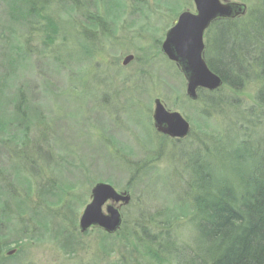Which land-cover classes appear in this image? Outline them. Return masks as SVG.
Masks as SVG:
<instances>
[{
  "label": "rangeland",
  "instance_id": "rangeland-1",
  "mask_svg": "<svg viewBox=\"0 0 264 264\" xmlns=\"http://www.w3.org/2000/svg\"><path fill=\"white\" fill-rule=\"evenodd\" d=\"M230 1L245 5L247 11L259 3V0ZM79 2L85 7L76 8L74 12H68L67 8L61 10L68 2L56 3L54 9L57 13L52 11L59 27L56 41L47 47L34 40L31 43L34 55L19 63L17 61L13 68L5 58L10 46H19L20 40L16 42L10 33H6L9 2L0 0V74H3L0 77L9 78L6 96L0 97V115H13L14 103L16 105L18 101L16 92L22 90L28 104L26 115L30 120L27 121L24 143L16 141L19 135L22 136L21 128L7 123L6 129L0 131V186L8 184L7 189L22 192L16 181L21 176L19 173L16 175L14 164L20 166V175L25 177L38 163L42 174L22 180L32 182L33 193H36L35 184L39 181L45 186L47 182L53 183L54 195L60 192L62 198L65 197L64 192H69L63 200L71 208L77 229L78 219L90 202L91 187L95 183L104 182L118 192L126 191L131 201L121 208L123 221L117 231L119 236L106 238V242L114 243L113 253L106 249L104 253L98 248L105 231L97 227L82 232L78 229L82 234L76 240L79 242L71 243L68 239L66 242L67 246L70 245L68 248L73 246L75 251L66 253L62 248L63 238L52 231L55 223L57 226L61 223L60 220L50 222L48 227L51 230L34 232L35 219L29 222L30 212L19 216L13 212L12 218L0 216V264H116L125 255L126 264H154L150 253L155 251L127 234L128 224L139 215L146 219L167 213L175 218L184 202L188 211L191 197L188 198L187 191L184 192L189 184H186L189 173L184 171L188 162L182 155L193 154L194 147L201 146V142L206 145L211 140L210 134H217L219 130L223 132L221 122L227 119L223 113L227 115L233 110L227 102L213 110L198 94L196 100L187 97L184 75L161 53L165 32L178 15L185 10L195 12L192 0H142L138 1L141 7L137 10L134 9L135 1L118 0L123 7L116 8L114 12L112 8L108 9L114 0ZM88 11L91 15L94 12L100 15L97 19L98 23L106 26L104 31L99 26L94 31L85 28L87 21L83 13ZM11 26L15 37L19 33V36L25 34L21 39L24 36L31 39L34 33H28L23 25L25 31L22 30L19 22ZM84 29L87 30L86 36ZM76 31L83 39L78 41L85 42V48L76 44ZM217 37L215 32L211 34L210 42L214 46ZM50 49L52 52L48 51ZM208 53L212 58L210 49ZM128 54L133 58L124 64ZM252 68L251 80L244 82L239 90L222 85L221 90L203 89V92L209 91L220 99L233 97L238 102L235 105L242 109L250 103L261 106L256 102L255 94L261 83L255 81V67L252 65ZM10 96L13 100L9 104ZM155 98L188 121L190 130L186 137H163L155 130L152 120ZM220 107L222 111L218 113ZM258 131L259 135L264 134V123ZM4 136H7L5 142L2 141ZM38 141L39 152L33 147ZM183 142L191 148L183 146L179 151L178 146ZM20 150L23 153L15 157ZM202 161L205 165L204 159ZM2 189L0 187V193ZM35 193L32 200L36 199ZM4 198L5 195L0 194V202ZM53 199L54 196L48 198L50 201ZM9 203L11 208L15 207L12 200ZM20 211L25 213L23 209ZM182 221L172 220L170 227L173 235H177L178 246L185 245L187 252L178 251L181 256L170 258V264H179L187 254L189 258L197 251L192 241V230L179 228ZM25 223L31 229L28 238L18 232ZM150 229L153 234H159L161 230L159 227ZM195 259L201 260L199 257Z\"/></svg>",
  "mask_w": 264,
  "mask_h": 264
},
{
  "label": "trees",
  "instance_id": "trees-1",
  "mask_svg": "<svg viewBox=\"0 0 264 264\" xmlns=\"http://www.w3.org/2000/svg\"><path fill=\"white\" fill-rule=\"evenodd\" d=\"M7 1L9 2L7 15L9 25L6 33H10L16 42L20 40L19 46L18 44L10 46V52L5 58L14 66L13 68L17 66V61L19 63L34 55L31 50V43L34 40L38 41V45L47 47L52 46L56 41V35L59 32L55 16L57 9H54L56 3L68 2L61 9L67 8L68 12L85 7L80 4L79 0ZM133 1L136 2L135 10L141 7V3L138 1L142 0ZM122 5L118 0H114L108 9L112 8L111 11L114 12L116 8L123 7ZM94 9L98 8L94 7ZM52 11L55 12L53 15ZM83 15L87 21L84 25L85 28H88L87 30L94 31L93 29H96L97 26L103 31L106 29L103 23H98L99 14L94 12V15H91L88 11ZM17 22L22 30L25 31L24 26L28 33L34 32L31 36L32 40L25 39V36L21 39V36L25 34L19 36V33L16 37L13 35L11 24H17ZM87 30L83 31L85 36ZM77 31L75 41L82 48L86 44L78 41L81 37L77 35ZM214 32L218 36L215 46L213 42H210L211 34ZM3 39L5 40L4 37ZM81 40L83 41V39ZM205 42L206 62L212 72L220 76L223 86H227L231 90H239L244 82L251 80L252 65L255 67L254 79L261 83L260 89L255 93L256 102H259L261 106L250 103L249 106L242 109L240 105H235L238 102L233 97L220 99L210 94L209 91L205 93L200 89L198 96L206 100L209 108L217 110L218 106L227 102V105L231 106L230 108L233 110L227 113L228 116L223 113V116L225 115L224 117L227 118L224 121L225 125L224 122H221L225 132L219 130L217 134H210L209 139L211 140L206 145L201 142V146L194 147L193 154L182 155L186 156L188 162L185 164L184 171L189 173V180L187 183L185 182L189 184L184 192L187 191V197H191L190 208L186 211V202L181 203L185 205L179 208L177 218L169 216L167 213L163 216L153 215L146 219L141 218L142 215L135 216L128 224L127 234H130L139 243L142 242L147 249L155 251L150 253L154 264H165L166 262L170 264V258L180 257L181 251L187 252L185 245L178 246L177 235H173L170 227L173 222L183 220L179 222L181 223L179 228L192 230L194 234L192 241L197 251L189 258L187 254L179 264L182 262L184 264H264V134L261 133V136L258 131L264 123V0H259L255 8L247 11L244 16L232 19H215L206 30ZM209 49L212 52V58L209 57ZM52 50L48 51L52 52ZM57 60L59 59L57 58ZM250 68L252 69L250 70ZM7 73L10 76L9 70ZM0 79H2V81L0 80L1 97L5 95L6 82L9 81V78L2 76ZM221 88L222 86L218 89L221 90ZM16 94L18 101L16 105L14 103L13 115L7 116L9 118L0 115V131L6 129L7 123L21 128L22 136L19 135V138L16 139L17 143L21 144V142L24 143L28 127L27 121L30 122V120L26 115L28 104L23 97L22 90H17ZM7 100L9 101V99ZM12 100L11 97L9 104ZM221 109L222 107L218 113H221ZM4 139H7V136L2 139L5 142ZM161 139L164 141L163 138ZM184 143L180 147L178 146L179 151L183 146L191 148L189 144ZM163 144L165 145V142ZM39 146V141L33 146L37 152L40 150ZM194 148L192 149L194 150ZM19 153H16L15 157H20L23 151L20 150ZM47 156L46 152L45 158ZM203 159L205 165L202 164ZM19 167L14 164L16 175L19 173V177L21 176L16 181L19 182L18 185L22 192L7 189L8 184L0 186L3 187L0 194L5 195L4 200L0 202L3 203V206L0 204V216L12 218L11 213L13 212L18 216L30 212L32 215L29 216V222L35 219V225L33 224L34 227H32L34 232L48 228L51 230L48 227L50 222L60 220L61 223L58 226L55 223V228L52 231L54 235L63 238L62 245L66 247H62L64 252L73 253L75 248L73 246L68 248L70 245L67 246V239L76 244L79 242L76 240L81 238L82 234L78 232L77 222L71 215V208L63 200L66 195H69V192H64L65 197L62 198L59 195L60 192L58 195H54L53 183L47 182V187L44 182L39 181L35 184L36 199L32 200L31 196L34 194L31 188L32 182L28 179L40 176L42 169H39L38 163L34 164L29 176L23 177L20 175ZM26 177L29 178L23 181L22 178ZM62 188L60 186L61 192L64 191ZM49 196H54L55 199L50 201L48 200ZM11 200L15 203L14 208L10 206L9 201ZM20 209H23L25 213H22ZM172 220L173 222H171ZM158 227L161 228L159 234H153L150 228ZM30 230L29 224L25 223L18 232H21L24 238H28L27 234ZM175 231L177 233V229ZM119 234L116 232L113 236L104 232L98 248L104 253L105 249L107 252L113 253L114 243L106 242V238H115ZM126 238L127 235L123 239L126 241ZM125 257L126 255L118 259L116 264H126ZM195 257H199L201 260H197Z\"/></svg>",
  "mask_w": 264,
  "mask_h": 264
},
{
  "label": "water",
  "instance_id": "water-1",
  "mask_svg": "<svg viewBox=\"0 0 264 264\" xmlns=\"http://www.w3.org/2000/svg\"><path fill=\"white\" fill-rule=\"evenodd\" d=\"M195 12L182 11L161 42V52L178 65L186 78V95L196 100L198 89L215 90L222 86L218 74L211 71L204 60L203 35L217 17H235L244 14L243 4L230 0H193ZM133 58L128 54L124 64ZM156 131L172 138H183L189 132V123L178 111L166 109L159 98L154 100L153 115ZM90 202L78 219L79 230L93 226L107 233H115L122 223L121 207L129 204L130 195L118 192L104 182L91 187Z\"/></svg>",
  "mask_w": 264,
  "mask_h": 264
}]
</instances>
